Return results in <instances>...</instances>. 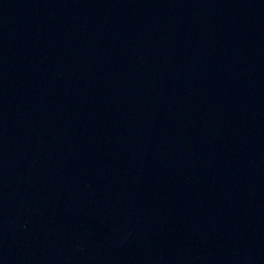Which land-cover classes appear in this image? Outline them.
Segmentation results:
<instances>
[{"label":"water","instance_id":"1","mask_svg":"<svg viewBox=\"0 0 264 264\" xmlns=\"http://www.w3.org/2000/svg\"><path fill=\"white\" fill-rule=\"evenodd\" d=\"M0 264H264V0H0Z\"/></svg>","mask_w":264,"mask_h":264}]
</instances>
